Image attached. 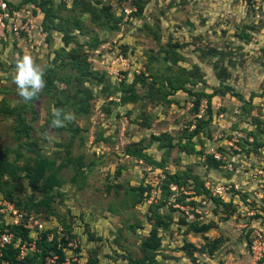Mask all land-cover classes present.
Here are the masks:
<instances>
[{"label":"rangeland","instance_id":"374dc122","mask_svg":"<svg viewBox=\"0 0 264 264\" xmlns=\"http://www.w3.org/2000/svg\"><path fill=\"white\" fill-rule=\"evenodd\" d=\"M8 1L45 35L0 39V233L89 264H264V0ZM25 54L45 80L30 101ZM54 108L75 119L51 127ZM36 158L47 192L24 177Z\"/></svg>","mask_w":264,"mask_h":264},{"label":"trees","instance_id":"16d2710c","mask_svg":"<svg viewBox=\"0 0 264 264\" xmlns=\"http://www.w3.org/2000/svg\"><path fill=\"white\" fill-rule=\"evenodd\" d=\"M53 161L48 158H36L33 160L32 164L27 167L24 166V169L28 170V173L24 176L27 178L29 185L34 191L47 192L51 190L55 185L59 183L58 178H56L53 174L49 172L51 170ZM27 164V163H26ZM8 167L0 166V176L5 174L10 176V178H15V174L12 170L7 169ZM134 190L142 191L141 186H136L132 188ZM210 226L207 224H201L200 226H191V231H201L205 232L208 230ZM156 232L154 231V227L150 229V232L147 236H145L142 241L143 248L145 250L153 249L155 245ZM31 239L25 232L20 233V237L18 238L19 243H9L5 247L2 248V255L0 256V262H6L7 264H44L45 255L49 254L48 250H53L54 253H57L59 259L64 258L63 248L66 247V241L62 240V243H58L55 241V238L47 241L45 238L40 242H33L35 244V250L31 252H26L21 258H18L19 253V245L25 240ZM152 241V243H151ZM189 242H184L182 245V249L187 251L186 246L189 245ZM154 244V245H153ZM59 245V247H58ZM218 247L213 246L209 250V253L214 252ZM30 251V249H29ZM51 253V252H50ZM189 257H192V254L188 253Z\"/></svg>","mask_w":264,"mask_h":264},{"label":"built area","instance_id":"2783aa9c","mask_svg":"<svg viewBox=\"0 0 264 264\" xmlns=\"http://www.w3.org/2000/svg\"><path fill=\"white\" fill-rule=\"evenodd\" d=\"M18 9H19L18 5L17 6L14 5L8 0H0V39H2L3 41L7 40L9 38L8 37L9 34H14L16 36H19L21 34L23 37H27V36L31 37L32 36L31 33L35 30H37V33L39 35L40 33L42 35H45L44 31H42L41 26L35 24L36 21L35 19L38 18L36 14L29 13L22 16L21 11ZM208 153L212 156V158L215 161H222L221 154L214 148L211 147ZM225 164H226L225 165L226 169L230 171L238 170L237 168L232 166L231 162L225 161ZM219 188L222 187L218 185L216 189L218 190ZM16 216L21 217L20 214H17ZM11 239H12L11 232H7V230H4V232L0 233V256L2 255V248L5 247L7 244L11 243ZM32 244L33 242H28L27 245L25 243H21L19 245V254L23 253V249L35 250ZM251 247L252 249H255L257 251V254L259 256L263 255L264 243L260 237L257 238L255 237L252 239ZM0 264H7V263L3 261L0 262ZM44 264H89V263L80 262L79 259H76L72 256L70 257L64 256L63 259H59L57 253L51 252L45 255Z\"/></svg>","mask_w":264,"mask_h":264},{"label":"clouds","instance_id":"9594fccd","mask_svg":"<svg viewBox=\"0 0 264 264\" xmlns=\"http://www.w3.org/2000/svg\"><path fill=\"white\" fill-rule=\"evenodd\" d=\"M12 82L17 87L18 95L24 101L33 100L45 87L44 71L35 63L31 55L25 54L16 60ZM52 116L51 127L53 128L64 127L66 121L71 122L75 119L73 113L63 112L62 109L57 108L53 109Z\"/></svg>","mask_w":264,"mask_h":264},{"label":"crops","instance_id":"0c3cea01","mask_svg":"<svg viewBox=\"0 0 264 264\" xmlns=\"http://www.w3.org/2000/svg\"><path fill=\"white\" fill-rule=\"evenodd\" d=\"M62 250H63L64 253H67L66 250L69 251V250H71V248L66 246Z\"/></svg>","mask_w":264,"mask_h":264}]
</instances>
